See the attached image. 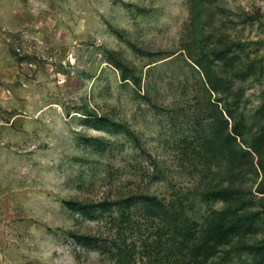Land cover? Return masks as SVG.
<instances>
[{"label": "rangeland", "instance_id": "obj_1", "mask_svg": "<svg viewBox=\"0 0 264 264\" xmlns=\"http://www.w3.org/2000/svg\"><path fill=\"white\" fill-rule=\"evenodd\" d=\"M227 121L235 165L211 142ZM260 159L264 0H0V264H186L141 196L201 221L228 184L264 250ZM234 244L212 262L256 264Z\"/></svg>", "mask_w": 264, "mask_h": 264}, {"label": "trees", "instance_id": "obj_2", "mask_svg": "<svg viewBox=\"0 0 264 264\" xmlns=\"http://www.w3.org/2000/svg\"><path fill=\"white\" fill-rule=\"evenodd\" d=\"M215 58L228 59V49L214 51ZM232 59V57L230 58ZM206 62V61H205ZM199 63V62H198ZM210 63V61H207ZM201 64V63H200ZM205 68V64L203 65ZM210 65H206V75L213 90L218 91L219 78L216 80L209 71ZM228 131L219 126L213 131L211 139L215 151L220 150L230 165L238 164L243 156L247 154L246 148L237 146V137L244 134L245 125L229 129ZM244 152V153H243ZM259 167L264 171V164L261 159L258 161ZM258 190L264 192V176L261 179ZM246 191L237 188L233 184L221 186L220 188L208 190L206 196L212 199H222L225 206L218 210H213L201 221L191 219L184 213L185 205L175 202L167 203L157 195L141 196L145 203V213L149 216L164 220H170L175 242L178 244L179 254L185 258L186 264H214V257L221 252L224 246L234 244L246 248L256 259V264H264V250L261 246L248 242L245 236L256 230L259 212L250 210L255 204L254 198H246ZM171 227V228H170ZM226 250V248H224ZM233 250L232 248L229 251ZM227 251V250H226ZM227 257L226 254H224Z\"/></svg>", "mask_w": 264, "mask_h": 264}]
</instances>
